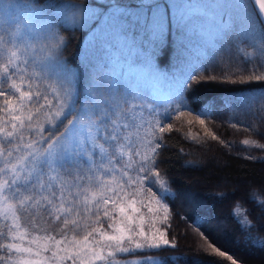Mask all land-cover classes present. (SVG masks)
<instances>
[{
  "label": "trees",
  "instance_id": "1",
  "mask_svg": "<svg viewBox=\"0 0 264 264\" xmlns=\"http://www.w3.org/2000/svg\"><path fill=\"white\" fill-rule=\"evenodd\" d=\"M0 2L20 10V18H16L15 11H8L6 17L0 13V36L5 40L14 39L21 49L28 48L29 59H42L41 48L45 44L63 40L55 49V56L75 74L79 107V100L89 82L91 65L97 63L96 50L89 48V37L99 23L93 20L85 24V10L107 13L110 0H60L61 4L69 5L70 11L51 30L32 7H43L48 0ZM117 2L123 7L135 8L137 5V0ZM77 6H83L78 8V21L72 15ZM175 11L169 9L164 42L152 59L166 82L167 79L172 81L175 90L168 102H160L157 106L146 90L134 101L151 105L159 114L158 117L155 113L153 115L165 128L162 134L157 129V135L163 136L164 147L160 153L161 163L154 171L161 173L160 178L166 181L171 194L159 190L160 178H157L156 186L149 181L135 183L134 178L120 175L121 171L111 168L109 160L101 157L95 160L96 167L89 171L84 158L80 172L83 179H75V173H65L61 169L63 162L58 161L57 170L44 176L46 188L42 195L47 199L37 196L39 204L33 201L25 204L27 211L20 209L17 201L31 194L23 178L27 165L21 168L27 151L24 146L40 138L41 133L33 129L43 125L47 129L43 135L47 136L53 126L45 119L49 108L41 109L37 116L32 104L25 100L21 105L19 93L11 95L14 90L8 85L12 79L20 85L21 91H29L27 81L13 77L3 84L10 94L12 108L6 113L3 110L5 97H0V127L6 132L13 131L11 123H16L17 130H20V122L13 121V116H21L25 127L20 132L23 140L14 132L10 145L4 143L0 133V144L12 152L11 156L8 151L0 156V168L7 165L0 173V184L13 178L11 169L15 165L21 176L18 186L22 193L17 196L8 191L0 193L8 207L0 206V244L31 250L18 252L16 248H0V256L7 254L11 257L9 264H26L27 261L107 264V261L86 259L92 255V250L100 251L108 259L113 258L108 256L111 252L120 264L124 260H138V256L115 255L114 248L106 247L115 244V241H108L107 236H118L122 229L126 236L131 235L127 231L129 227L132 232L143 228L149 236L163 232L170 245H176L174 248L165 246L144 250L145 254L157 257L160 264H221L222 260L223 264H231L215 257L203 237H208L222 250L230 251L240 264H264V212L261 208L264 205V148L243 143L249 140L264 144V79H255L256 76L264 77V68L258 67L264 62V53H260L241 30H226L210 44H201L200 39L191 36L195 32L188 34L176 27ZM22 15H26L28 22H33V27L41 24L40 30L31 31L29 40L19 35L21 23L25 21ZM182 36L184 43H181ZM7 58L5 50L2 59L6 62ZM253 67H256L255 72L251 71ZM55 71L57 69L53 66L50 76ZM147 110L146 107L144 111ZM29 115L33 116V129L27 127ZM197 117L204 120L205 125H201ZM213 133L218 139L211 138ZM132 148L140 149L138 145ZM99 155L97 151L96 156ZM36 175L33 173L32 182ZM129 178L133 180L131 184L127 182ZM109 185L114 191L109 200L106 199L107 204L92 200L94 193ZM48 200L53 203L49 205ZM237 204L241 207L239 214L235 212ZM121 208L124 212L120 211ZM105 211L108 217H105ZM57 216L70 223L76 221L79 227L72 226L63 235L59 229L53 231L52 226L58 223ZM245 216L251 221L250 226H242ZM217 228H222V232L218 233ZM133 239L139 237L133 236ZM124 244L127 245V239Z\"/></svg>",
  "mask_w": 264,
  "mask_h": 264
},
{
  "label": "snow or ice",
  "instance_id": "2",
  "mask_svg": "<svg viewBox=\"0 0 264 264\" xmlns=\"http://www.w3.org/2000/svg\"><path fill=\"white\" fill-rule=\"evenodd\" d=\"M2 3V2H0ZM252 4L259 6V13L264 14V0H235L233 3H224L216 5H192L189 3H180L177 0H167L162 3L161 0H137L135 8L120 6L117 0H110V6L107 13L91 12L85 10L84 23L90 24L95 20L99 23V30L93 33L92 46L97 53V63L91 65V74L86 91L79 100L78 92L75 85V74L64 66L55 56V49H58L63 43L62 39H58L55 44H45L41 48L44 53L42 59H29L28 48L21 49L15 40H5L0 36V97H5L3 101V110L7 113L12 108V101L9 92L3 88V84L13 77L18 78L22 82L27 81L29 91H21L15 79L8 85L9 89H13L15 93H19V101L21 105L25 100L36 108L37 116L43 108H49L50 111L45 113V119L48 124L53 126L49 135L44 136L47 131L41 125L39 129H33V116L27 117L29 129L39 131L41 133L38 140H33L30 144L25 145L27 149L23 157L21 168L25 169L24 181L25 187L28 188L30 195L23 196L17 201L19 208L24 209L26 203L36 201L37 196L40 199H47L42 195L46 188L44 176L46 173H52L57 170V162L62 161L61 169L67 173H75V179H83L80 175L82 164L88 165V170L92 171L96 167V153L101 156L107 155L108 150L105 143L115 145L123 155L125 147L124 141H129L131 136L130 129H135L139 136L140 130L144 129V136L140 137L143 146V152L139 148L131 149L133 155L139 157L132 163L126 165L137 173L136 181H149L153 186L157 185V178L161 177L159 171H154L159 167L161 149L164 147L163 136L157 135L164 133L165 128L161 126L162 121L159 118L145 120L143 117L144 109L147 107L158 117V113L151 105L136 104L134 101L140 98V93L145 91L149 85L147 70L151 69V61L158 50L159 45L163 44L168 28L169 9L176 10L174 13L176 27L182 31L192 34L201 24L209 19L210 8L223 9L230 18L235 19L243 29V34L253 38L259 35V46L264 52V15L261 19H257V13L253 11ZM33 7V12L39 15L48 30L54 28L55 24L62 18H65L70 11L69 5L61 4L60 0H48L43 7ZM73 11L72 15L78 21V8ZM219 23V20L217 19ZM223 27L228 28L229 25ZM181 43H184V37H181ZM31 47V45H29ZM8 52L6 62L2 59V53ZM87 62V58H86ZM55 67L57 71L50 76V69ZM258 67L264 68V62ZM256 71V67L251 69ZM215 78V77H211ZM252 77L250 76L249 79ZM191 79V77H189ZM255 79H264L262 76H256ZM237 82V81H233ZM187 83V81L185 82ZM183 90V85L181 86ZM43 102V103H42ZM179 107V106H178ZM139 109V113L137 112ZM23 111V109H21ZM71 117V119H69ZM201 125H205V121L199 119ZM13 121L20 122V130H17L16 123H11L13 131H5L0 127V133L3 134L4 143L11 144L10 138L14 132L17 133L20 140L23 136L20 132L25 127L24 120L21 116H13ZM66 121V123H65ZM10 122V121H9ZM189 124L192 121H188ZM63 128V131L60 129ZM169 130L171 126L169 125ZM148 137H151L150 139ZM212 139H218L213 133ZM221 143H225L221 141ZM245 145L253 144L256 147L264 148V144H257L255 141L244 140ZM46 145V147H39ZM8 149L4 144H0V156ZM12 152L8 151V156ZM115 157H110L111 163ZM135 164V168H133ZM7 168H0L3 173ZM12 176L10 180H5L0 184V193L5 191L11 192L13 196L21 195V188L18 181L21 179L20 173L16 171V166H12ZM33 173H36V180L32 182ZM127 175V172L124 173ZM132 183L131 178L127 181ZM30 185V186H29ZM50 187V185H48ZM159 190L165 194H171V189L166 186V181L159 179ZM151 191V188L148 189ZM52 197H56V193H52ZM7 198V197H5ZM53 200H48L51 205ZM108 203L107 200L104 201ZM264 212V205L261 206ZM135 210V209H133ZM152 209H149L151 211ZM45 211H48L45 208ZM71 211V209H69ZM124 212V209H120ZM235 212L239 214L241 207L239 204L235 206ZM108 217V212H104ZM131 220V217L128 218ZM57 224L52 226V230H60V234L70 230L72 226L79 227L76 221L56 217ZM242 226H250L251 221L244 217L241 222ZM95 231V230H94ZM128 232L131 235H125L124 230L118 236H107L108 241H115V244H108L106 247L114 248L115 255L119 256H138V260H124L122 264H160L157 257L144 253L146 249H163L165 246L176 247L170 245L169 240L163 232L149 236L143 230L132 232L129 227ZM92 235V233H89ZM203 236V233H200ZM133 236L139 239H133ZM207 241V246L212 250L215 257L223 258L231 264H240V261L230 254V251L222 250L215 243L203 237ZM85 241L88 237L86 236ZM127 239V245L124 241ZM0 248L12 249L19 251H31L30 249H20L16 245H3ZM39 255V253H37ZM112 259L101 255L100 251L92 250L91 259L98 261H107V264H120L116 261L113 253L108 254ZM11 257L9 255L0 256V264H9ZM26 264H40L39 261H27ZM223 264V260L221 261Z\"/></svg>",
  "mask_w": 264,
  "mask_h": 264
},
{
  "label": "rangeland",
  "instance_id": "3",
  "mask_svg": "<svg viewBox=\"0 0 264 264\" xmlns=\"http://www.w3.org/2000/svg\"><path fill=\"white\" fill-rule=\"evenodd\" d=\"M178 2V1H177ZM179 2L181 3H189L192 5H216V4H224V3H233L235 2V0H179ZM252 9L254 12L257 13L256 18L259 20L260 16L254 6V4H252ZM8 11L10 12H16V18H20V10L18 8H14L12 7L10 4L8 3H0V13H2L5 17V13H7ZM209 19L207 21H205L204 23L206 24L205 26H203V24L200 25L201 30L204 32L203 34L207 33V37H205V39L207 41H209V43H211L213 39H215L218 35V30H222L223 32L226 30H241L243 32L242 26L241 24L236 21L235 19L230 21L229 16L227 15V13L220 8H210L209 10ZM24 17V23H21V28L19 29L20 34L22 36H25L27 38V40H29L30 35H31V31L34 30H40L41 24H35L34 27L32 26L33 22H28V18L26 17V15H22ZM217 19L219 20V23L217 22ZM224 25H229L228 28L223 27ZM210 29V32L208 30V28ZM99 30V27L96 28V31ZM212 31V32H211ZM93 32V33H94ZM200 35L201 32H200ZM206 36V35H205ZM246 37L249 39V41L251 43H253L257 49H259L258 51H260V53H264L261 51L260 46H259V35L256 36L255 38V42L253 41V38L250 36ZM92 42H93V34L91 35L90 38V49H92ZM158 68L155 65L151 66V69L147 70V75L149 78V85L148 88L146 89L148 97L154 101V105L157 106L158 103L160 102H168L170 100L169 98V93L167 92V88L165 86H163V84L160 82L159 78L157 79L158 75ZM166 84L169 87L173 86V83L171 80L167 79ZM137 112L139 113V110H137ZM143 117L145 120H149V119H156L157 117L153 115V112L151 111V109L148 108L147 111L143 112ZM130 132L132 133L129 141H124L125 147L123 149V155L120 154V151L117 149V147L115 145H109L107 147H105L108 150V154L107 155H99L96 156V160L101 157L103 159H110V157H115L114 160H112L111 162V168H113L114 170H119L121 171V173L119 172L120 175L122 176H126L124 175L125 172H127V175L130 176L131 178H134V182L138 183L136 181V176L134 174L135 171H133L132 169H129L126 167L127 164L132 163L133 160H138L139 157H136L133 155V152L131 151L133 145H138L140 147V151L143 152V146L141 144L140 141V137L144 136V129L140 130L139 136L136 134L135 129H130ZM150 139V137H148ZM212 164L215 166L216 163L215 161L212 162ZM133 168H135V164H133ZM133 181V180H132ZM105 190L110 194L114 189L113 188H105ZM105 191H102L101 194L99 195V197L105 199L108 196V193ZM1 196V194H0ZM0 206L2 208L7 209L8 207L5 204V199H3L2 197H0ZM0 207V209H2ZM217 232L221 233L222 232V228H217ZM121 234V233H120ZM92 255H88L87 257H85L86 259L91 258Z\"/></svg>",
  "mask_w": 264,
  "mask_h": 264
},
{
  "label": "water",
  "instance_id": "4",
  "mask_svg": "<svg viewBox=\"0 0 264 264\" xmlns=\"http://www.w3.org/2000/svg\"><path fill=\"white\" fill-rule=\"evenodd\" d=\"M255 5V4H254ZM255 7H256V9H257V11L259 10V6L258 5H255ZM258 13H259V11H258ZM259 15H260V17H261V15H264V14H261V13H259Z\"/></svg>",
  "mask_w": 264,
  "mask_h": 264
}]
</instances>
